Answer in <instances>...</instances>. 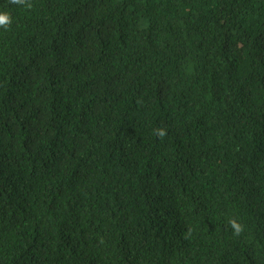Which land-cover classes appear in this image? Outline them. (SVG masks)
I'll return each mask as SVG.
<instances>
[{"label": "trees", "instance_id": "1", "mask_svg": "<svg viewBox=\"0 0 264 264\" xmlns=\"http://www.w3.org/2000/svg\"><path fill=\"white\" fill-rule=\"evenodd\" d=\"M0 12V264H264V0Z\"/></svg>", "mask_w": 264, "mask_h": 264}, {"label": "clouds", "instance_id": "2", "mask_svg": "<svg viewBox=\"0 0 264 264\" xmlns=\"http://www.w3.org/2000/svg\"><path fill=\"white\" fill-rule=\"evenodd\" d=\"M11 3L19 5V4H23L24 0H11ZM27 7L31 8L32 5L28 4ZM10 24H11L10 14L6 12H0V27H3L5 30H7ZM157 134L162 138L163 136L166 135V132L164 130H157ZM229 223L235 230L234 232L235 235H239L243 231V226L237 223L236 220L234 219L230 220Z\"/></svg>", "mask_w": 264, "mask_h": 264}]
</instances>
